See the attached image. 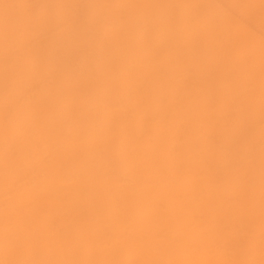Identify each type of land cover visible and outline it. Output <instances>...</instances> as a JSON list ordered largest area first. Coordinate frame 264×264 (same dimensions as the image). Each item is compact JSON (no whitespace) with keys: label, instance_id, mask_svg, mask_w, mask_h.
Masks as SVG:
<instances>
[{"label":"bare ground","instance_id":"bare-ground-1","mask_svg":"<svg viewBox=\"0 0 264 264\" xmlns=\"http://www.w3.org/2000/svg\"><path fill=\"white\" fill-rule=\"evenodd\" d=\"M0 264H264V0H0Z\"/></svg>","mask_w":264,"mask_h":264}]
</instances>
